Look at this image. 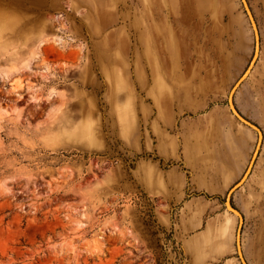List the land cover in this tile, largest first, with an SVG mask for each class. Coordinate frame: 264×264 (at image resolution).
Masks as SVG:
<instances>
[{
	"label": "rangeland",
	"instance_id": "obj_1",
	"mask_svg": "<svg viewBox=\"0 0 264 264\" xmlns=\"http://www.w3.org/2000/svg\"><path fill=\"white\" fill-rule=\"evenodd\" d=\"M245 1L258 56L232 100L261 141L229 198L264 264V0ZM253 53L240 0H0V264H242L224 201L256 136L227 95Z\"/></svg>",
	"mask_w": 264,
	"mask_h": 264
},
{
	"label": "water",
	"instance_id": "obj_2",
	"mask_svg": "<svg viewBox=\"0 0 264 264\" xmlns=\"http://www.w3.org/2000/svg\"><path fill=\"white\" fill-rule=\"evenodd\" d=\"M242 4H243V7H244V9H245V12H246V14H247V16H248V18H249V21H250V24H251V27H252V30H253V35H254V38H255V41L258 43V32H257V28H256V24H255V22H254V20H253V17H252V15H251V13H250V11H249V8H248V6H247V4H246V1L245 0H242ZM234 89V88H233ZM232 89V90H233ZM232 95H233V93L231 92L230 93V95H229V97H228V100H227V102H228V105H229V107H230V111L232 112V114L234 115V117L236 118V120H238L241 124H243V125H245L246 127H248V128H251V129H253V130H255L257 133H258V135H259V137H260V141H261V132H260V129L256 126V125H254L253 123H251L250 121H248V120H246L242 115H240L239 113H238V111L235 109V107H234V104H233V100H232ZM241 180L242 179H240L239 181H237L230 189H229V191L227 192V194H226V197H225V201H226V207H228V209H229V211L230 212H232V213H235L237 216H238V218H239V225H238V229H237V242H236V246H237V249H238V253H239V257H240V260L242 261V264H245L244 263V261L242 260V258H241V256H240V252H239V241L238 240H240V238H239V235H240V223H241V214L235 209V208H233V207H230L229 205H231L230 204V198H229V195L237 188V187H239L241 184ZM228 203H229V205H228Z\"/></svg>",
	"mask_w": 264,
	"mask_h": 264
},
{
	"label": "bare ground",
	"instance_id": "obj_3",
	"mask_svg": "<svg viewBox=\"0 0 264 264\" xmlns=\"http://www.w3.org/2000/svg\"><path fill=\"white\" fill-rule=\"evenodd\" d=\"M241 2H242V0H240ZM243 5V4H242ZM245 10V9H244ZM246 17H247V19H248V22H249V26H250V29H251V32H252V40H253V50H254V53L252 54L253 55V59H252V61H251V63H250V66L248 67V69L246 70V72H244L243 74V77H242V79H241V81L249 74V72H250V70H251V68H252V66H253V64H254V62H255V60H256V58H257V56H258V43L255 41V38H254V35H253V30H252V27H251V24H250V21H249V18H248V16H247V14H246ZM17 85H20V81H19V79L17 78L15 81H14ZM239 83H240V81H239ZM239 83L234 87V89L233 90H229V92H228V95H227V100H228V97H229V95H230V93L232 92H234L235 91V89L237 88V86L239 85ZM228 103V102H227ZM227 108H228V110L230 111V107H229V105L227 104ZM232 114V113H231ZM251 129V128H250ZM254 133H255V141H256V145H255V147H254V150H253V154H252V156L250 157V159H249V161H248V164H247V167H246V169H245V171H248V169H249V167H251V164H252V159H254L253 157L257 154V151H258V147H259V145H260V137H259V135H258V133L255 131V130H253V129H251ZM244 171V173L242 174V176H241V178L240 179H242L241 180V183L245 180V178H246V173L247 172H245ZM248 174V173H247ZM240 183V184H241ZM224 203H225V208H226V211L227 212H229V209H228V207H226V201H224ZM228 205H229V203H228ZM230 207H232L231 205H229ZM232 214V216L233 217H235L236 218V220L238 221V223H239V218H238V216L235 214V213H231ZM239 225V224H238ZM237 227V226H236ZM237 229H238V227L235 229V235H234V239H235V246H236V242H237ZM239 241V240H238ZM239 248V252H240V256H241V258H242V260H243V257H242V254H241V250H240V246L238 247ZM236 250H237V253H238V249H237V246H236ZM238 257H239V253H238ZM239 260H240V257H239ZM241 261V260H240ZM244 261V260H243ZM241 263H242V261H241ZM245 263V262H244Z\"/></svg>",
	"mask_w": 264,
	"mask_h": 264
},
{
	"label": "crops",
	"instance_id": "obj_4",
	"mask_svg": "<svg viewBox=\"0 0 264 264\" xmlns=\"http://www.w3.org/2000/svg\"><path fill=\"white\" fill-rule=\"evenodd\" d=\"M245 78H246V77H245ZM240 82H241V80H240ZM239 84H240V83H239ZM236 85H237V84H236ZM236 85H235V86H236ZM227 109H228V108H227ZM228 111H229V110H228ZM229 112H230V114L232 113L231 111H229ZM231 115L234 116L233 114H231ZM237 121H238V120H237ZM238 123H240V122L238 121ZM240 124H241V123H240ZM251 153H252V152H251ZM250 155H251V154H250ZM249 158H250V157H249ZM248 160H249V159H248ZM247 163H248V162H247ZM246 165H247V164H246ZM246 167H247V166H246ZM246 167H245V169H246ZM244 171H245V170H244ZM243 173H244V172H243ZM241 176H242V175H241ZM240 178H241V177H240ZM239 180H240V179H239ZM239 180H238V181H239ZM229 189H230V188H229ZM228 191H229V190H228ZM225 211H226V209H225ZM226 212H227V211H226ZM227 213L231 214L232 212L229 211V212H227ZM231 215H232V214H231Z\"/></svg>",
	"mask_w": 264,
	"mask_h": 264
}]
</instances>
